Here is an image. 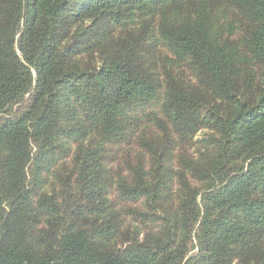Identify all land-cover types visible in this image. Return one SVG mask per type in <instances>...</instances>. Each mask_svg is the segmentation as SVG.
Listing matches in <instances>:
<instances>
[{
	"label": "trees",
	"instance_id": "1",
	"mask_svg": "<svg viewBox=\"0 0 264 264\" xmlns=\"http://www.w3.org/2000/svg\"><path fill=\"white\" fill-rule=\"evenodd\" d=\"M0 264H264V0H0Z\"/></svg>",
	"mask_w": 264,
	"mask_h": 264
},
{
	"label": "rangeland",
	"instance_id": "2",
	"mask_svg": "<svg viewBox=\"0 0 264 264\" xmlns=\"http://www.w3.org/2000/svg\"><path fill=\"white\" fill-rule=\"evenodd\" d=\"M120 30V29H119ZM159 50V57L164 58L165 56H169L167 54V49L164 47L163 44H159L158 48ZM91 45H86L85 50L83 51L80 56V59L84 61V63H88L92 60L93 55H95V52L91 51ZM100 65V62L98 59H94L90 66L98 67ZM23 107V106H22ZM20 107V108H22ZM24 107L22 108V110ZM206 110H203L205 112ZM215 134V131L212 130L211 127H202L195 135L194 139L189 140H180L177 137L173 136V138L176 140V142L179 144V146L182 148V153L184 154V157L186 158H193L198 156L200 152H205L207 149V144L205 143V140L207 138H211ZM99 140H94L91 143L89 140H84L80 144L78 142H75L73 140V137L71 138H63V147L64 149H70L69 153L66 151H56L54 154V159L50 162V164L54 161V164L50 167V169L45 170L43 172V179L47 184L51 183H57V187L61 188L62 183L60 180L62 177H65L67 174L71 173L75 166L80 163L77 162V160H80L85 150L88 148V144L90 143L91 146L98 143ZM205 143V144H200ZM106 146V167L108 171L113 170L114 172H118L119 169L121 170H128V155L125 156L124 149L126 148V144H122V148L118 149L116 145H105ZM37 149V148H36ZM38 150V149H37ZM211 150V145H210ZM36 151V150H35ZM135 157V155H132ZM57 159V161H56ZM110 200L113 203H116L118 209H121L125 203L121 202L118 198L117 191H113V193L109 196Z\"/></svg>",
	"mask_w": 264,
	"mask_h": 264
}]
</instances>
